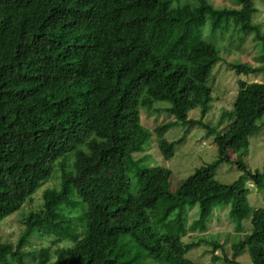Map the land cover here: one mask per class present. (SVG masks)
<instances>
[{"label":"trees","instance_id":"obj_1","mask_svg":"<svg viewBox=\"0 0 264 264\" xmlns=\"http://www.w3.org/2000/svg\"><path fill=\"white\" fill-rule=\"evenodd\" d=\"M230 2L0 0V222L17 213L23 224L15 242L0 234V264H201L187 253L205 242L213 260L239 264L247 250L252 264H264V205L252 209L244 187L251 179L264 189V170L244 161L264 114V25L252 0ZM207 24L208 36L227 34L230 45L257 41L259 64L231 68L263 77L238 79L232 107L214 125L205 116L221 55L205 39ZM159 101L174 118L152 131L165 159L184 139L164 136L179 122L205 128L216 145V158L175 191L170 168L153 171L144 156L132 159L152 137L139 124L141 108ZM225 162L241 172L231 183L215 178ZM133 177L143 182L138 192ZM43 185L40 207L25 209ZM195 205L191 229L184 214ZM217 205L229 207L234 233L183 241L207 232ZM48 237L55 239L42 245Z\"/></svg>","mask_w":264,"mask_h":264},{"label":"rangeland","instance_id":"obj_2","mask_svg":"<svg viewBox=\"0 0 264 264\" xmlns=\"http://www.w3.org/2000/svg\"><path fill=\"white\" fill-rule=\"evenodd\" d=\"M214 1L216 3L226 4L229 6L232 5L230 0ZM252 1L259 9V11L254 14V19L260 20L264 25V0ZM209 32L210 27L207 24L204 28V34L206 37L205 39L213 40L215 44L220 47L221 55V59L211 71V77L213 81L210 83V85L213 88V99L211 101V108L208 114L205 116V119L214 125L220 111L222 109H230L232 107L234 97L237 92L238 79L259 81L263 80V77L250 74H237L235 73V70L231 68V63L234 61L248 62L253 65L259 64V61L256 59L259 52L257 41L252 40V38H248L241 43L238 42L237 44L235 43L230 45V43H228L227 34L225 37L221 38L218 34L212 33L208 36ZM221 46H226L227 49L221 48ZM169 106L170 104L168 102L159 101L150 108H141V119L139 124L141 126L147 127L151 131L152 137L149 142H144L143 150L141 153L139 152L140 154L135 155L136 153H134L132 155V159L135 160L139 156H144L142 163L150 167L153 171L162 167L170 168L172 170V175L170 177L169 188L171 191H175L178 188L180 182L189 174H191L196 167L209 163L216 158V145H214L213 142V135L206 136L205 128H202L198 125L188 127V124L179 122L177 125L172 126L164 134V136L168 141L175 140L182 136L184 139L176 146L173 157L165 159L156 145L154 132L152 131L158 124L169 120H174L173 116L170 115L167 110H165V108ZM198 111V109H192L189 112V117L197 118ZM256 123L258 125L262 123V125L250 136L248 153L244 155V161L247 162L251 170L256 169L258 171H262L264 170V114L256 119ZM220 126H223V124ZM233 134L234 131L232 128H226V138L231 137ZM129 137L133 136L127 134L126 136H123L122 139L126 140ZM235 148L236 146L234 143L228 146L229 153H232L231 158L234 159H236L235 152H233ZM240 173L241 172L236 169L234 164L225 162L218 167L215 178L222 183H231L233 180L238 178ZM142 183V181L139 183L137 179L133 177L131 188L133 191L138 192L142 186ZM244 187L248 189L247 200L252 209L264 205L263 188L258 187L251 179H248L244 182ZM43 188L44 185L40 187L33 195L32 201L24 205L25 209L27 206H31L34 209H38L40 207L42 202L41 192ZM221 208V205H217L214 208L212 215L213 219L208 224L207 232L201 234L197 232L198 229H196L194 232L188 233L189 235L187 234L181 237V239L183 241H197L202 237L204 240H209L214 239V237H216V233L218 239H223L226 233H234L228 217L226 218V211L229 210V207H224L223 209ZM198 213L199 208L197 205L185 210L184 215L188 220V228L193 229V222L199 219ZM170 218H174V215H172ZM22 227L23 224L20 221L19 215L17 213L6 217L0 222V234L2 236V240H10L15 242ZM238 236L239 235L234 236V240L237 241L239 239ZM241 236L242 235H240V237ZM52 238L53 240L55 239L54 237H48L42 240V245L50 246V241ZM59 244H62V242ZM229 244L230 240H226L228 258H230L231 254V251L228 248ZM56 245L57 244H52L51 247L55 248ZM67 245H69V243H67ZM209 245L210 244L207 242L201 243L198 247L193 248L189 253H187V256L194 261L200 262L201 264H229L226 262H221L220 260H213V254L209 252L210 250H206L209 248ZM25 249H27V247H25ZM216 253L220 254V250L218 249ZM236 260L239 264H252L247 250H244L242 253H240L236 257Z\"/></svg>","mask_w":264,"mask_h":264},{"label":"clouds","instance_id":"obj_3","mask_svg":"<svg viewBox=\"0 0 264 264\" xmlns=\"http://www.w3.org/2000/svg\"><path fill=\"white\" fill-rule=\"evenodd\" d=\"M205 35V34H204ZM206 38V37H205ZM213 219V218H212ZM212 221V220H211Z\"/></svg>","mask_w":264,"mask_h":264}]
</instances>
